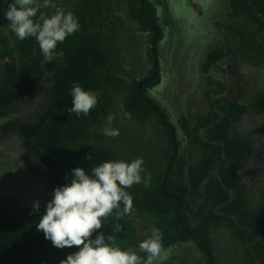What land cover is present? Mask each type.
I'll return each instance as SVG.
<instances>
[{
	"label": "rangeland",
	"instance_id": "1",
	"mask_svg": "<svg viewBox=\"0 0 264 264\" xmlns=\"http://www.w3.org/2000/svg\"><path fill=\"white\" fill-rule=\"evenodd\" d=\"M128 1L101 0L99 20L104 24L101 41L109 59L101 83L108 116L101 125L89 129L91 144L117 152L128 162L142 158L145 162L142 176L150 174L151 180L158 177L175 154L181 167L179 183L186 189L190 211L198 216L193 223L196 227L201 220L200 213L209 209L199 197L206 179L197 184L200 150L190 152L179 119L191 116L199 122L208 118L221 120L224 114L216 111L213 104L216 102L224 112L231 98L245 111L237 119L230 118L226 136L246 144L249 151L241 170L236 173L240 184L230 196L233 199L237 192L244 195L249 203L248 216L263 214L264 19L233 10L230 0H149L157 10V28L162 35L156 52L159 84L149 88L146 81L151 68L147 60L148 51L152 52L150 33H140L130 20ZM37 3L40 5L38 15L48 16L58 9L96 7V0H47V6L44 0ZM6 10V5L0 6V83L4 65L18 54L17 40L4 16ZM216 53L222 55V63L214 71L218 79L205 68L207 58ZM131 81L141 83L147 95L167 114L180 145L175 153L169 150L157 123L140 124L124 113L123 99ZM50 86L46 76L29 96L4 109L0 115V217L29 221L52 199L46 169L23 150L15 132H3L10 123L36 122L49 104ZM109 116L113 118L111 122ZM105 127L118 129L119 135L105 136L102 131ZM212 169L211 173L215 174L219 165ZM37 201L38 211L33 209ZM211 211L217 213L218 209ZM124 216L131 220L135 237L128 247L122 248L137 249L139 242L151 236L154 229L161 236L155 220L141 211L131 209ZM207 235L212 244L211 264H253L226 229L209 225ZM162 244L165 249H171L163 264H206L203 253L192 242L168 247L162 239Z\"/></svg>",
	"mask_w": 264,
	"mask_h": 264
},
{
	"label": "trees",
	"instance_id": "2",
	"mask_svg": "<svg viewBox=\"0 0 264 264\" xmlns=\"http://www.w3.org/2000/svg\"><path fill=\"white\" fill-rule=\"evenodd\" d=\"M12 2L0 0V6H8ZM230 7L239 13L264 19V0H230ZM127 8L137 30L150 33L149 44L152 46L158 24L155 6L149 0H129ZM71 12L78 18L80 29L57 46V51H63L64 55L51 62L44 61L34 39L20 41L12 33L17 40L18 54L4 65L0 83L1 115L4 109L29 96L39 81L49 77V104L37 121L20 125L10 123L5 125L3 132L13 131L20 137L23 150L46 169L52 191L69 183L70 173L75 168L88 171L101 162L121 159L117 152L92 145L89 137V129L101 125L108 116L101 83L109 64L101 41L104 27L99 20L101 0H96V7L92 9L82 6ZM161 38L158 29L155 51L149 50L147 54L151 65L146 81L149 88L159 84V76L153 78L156 72L153 62ZM221 60L222 55L216 53L207 58L205 68L212 73L214 65ZM73 83L99 94L97 105L87 116L77 117L68 112ZM213 107L218 108V104L215 102ZM123 111L134 122L157 123L164 132L170 151H174V145L180 147L167 114L147 95L144 87L138 89L135 81H131L126 90ZM244 111L243 106L229 100V107L223 112L221 120L208 118L199 122L191 116L179 119L180 130L188 141L190 152L200 150L197 184L206 179L199 197L209 209L200 213L201 220L196 227L193 224L196 216L190 211L186 189L179 183L181 167L175 154L168 159L158 177L150 181L149 187L137 184L127 189L133 198L132 209L155 220L168 247L192 242L203 253L206 264H211L209 257L212 254L211 239L207 235L209 225L226 229L244 248L248 261L264 264V213L248 216L249 203L244 195L237 192L233 199L230 196V192L240 184L236 173L241 170L249 147L227 138L226 132L230 118L237 119ZM89 154L92 160L85 159ZM217 165L219 170L211 173ZM214 208L218 209L217 213L211 211ZM45 209L39 210L29 221L0 217V264H60L68 255L78 251L76 247L57 249L42 232L36 230L35 226ZM117 223L122 226L119 233L112 231ZM100 231L105 236L114 235L121 247H128L135 237L131 220L124 215L116 219L115 213L104 222V228Z\"/></svg>",
	"mask_w": 264,
	"mask_h": 264
},
{
	"label": "clouds",
	"instance_id": "3",
	"mask_svg": "<svg viewBox=\"0 0 264 264\" xmlns=\"http://www.w3.org/2000/svg\"><path fill=\"white\" fill-rule=\"evenodd\" d=\"M39 12L37 0H13L4 16L18 40L34 39L44 61L51 62L63 57V51H57V46L78 32L80 24L71 11L58 9L50 16L38 15ZM70 96L68 112L77 117L87 116L99 98L98 93L86 91L78 83H73ZM112 119L108 117L109 122ZM102 131L108 137L119 135V130L111 127ZM85 159L93 157L89 154ZM144 163L142 158L130 162L118 159L101 162L88 171L78 167L71 171L69 183L53 190L52 199L35 227L55 248L78 249L60 264H163L168 258L171 249L163 247L156 229L139 242L137 249L122 248L114 235L105 236L100 231L114 213L120 219L131 211L133 198L127 189L137 184L150 186L151 175L142 176ZM33 209L39 210L38 201L34 202ZM112 231L119 233L122 226L117 223Z\"/></svg>",
	"mask_w": 264,
	"mask_h": 264
},
{
	"label": "flooded vegetation",
	"instance_id": "4",
	"mask_svg": "<svg viewBox=\"0 0 264 264\" xmlns=\"http://www.w3.org/2000/svg\"><path fill=\"white\" fill-rule=\"evenodd\" d=\"M158 29V28H157ZM156 57V54H155V56H154V58ZM222 61V60H221ZM221 61H219V62H217L215 65H214V69H213V71H212V77H216L217 79H218V76L214 73V71H215V69L218 67V66H220L221 65ZM153 65H154V62H153ZM157 70H158V66H157V62H156V72H155V75L153 76V78L158 74V72H157ZM227 71H230V69H228ZM227 71H225V73L227 72ZM157 73V74H156ZM224 74V73H223ZM222 76V75H221ZM229 100H232L231 98L229 99ZM233 101V100H232ZM216 111H218V112H220L221 114H223V112L221 111V110H219V108H216ZM176 150H177V146L176 145H174V153L176 152Z\"/></svg>",
	"mask_w": 264,
	"mask_h": 264
},
{
	"label": "water",
	"instance_id": "5",
	"mask_svg": "<svg viewBox=\"0 0 264 264\" xmlns=\"http://www.w3.org/2000/svg\"><path fill=\"white\" fill-rule=\"evenodd\" d=\"M157 27H155V35H154V39H153V43H152V51H155L154 45H155V41H156V37H157ZM154 67L156 68V57L154 58ZM157 74V73H156ZM138 89H142L143 85L141 83L137 84Z\"/></svg>",
	"mask_w": 264,
	"mask_h": 264
}]
</instances>
